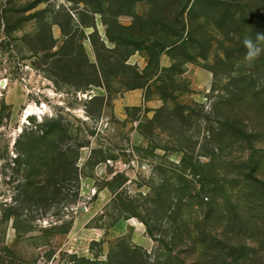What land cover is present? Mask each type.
<instances>
[{"label": "rangeland", "instance_id": "1", "mask_svg": "<svg viewBox=\"0 0 264 264\" xmlns=\"http://www.w3.org/2000/svg\"><path fill=\"white\" fill-rule=\"evenodd\" d=\"M258 32L264 0H0V264H133L144 253L150 264L214 263L232 171L264 156V53L249 65L243 45ZM190 67L210 74L207 90ZM142 86L162 106L120 118V99ZM54 120L67 136L34 151L72 146L78 170L48 178L39 157L28 181L17 157ZM36 182L60 192L43 199ZM157 193L170 195L166 210Z\"/></svg>", "mask_w": 264, "mask_h": 264}, {"label": "trees", "instance_id": "2", "mask_svg": "<svg viewBox=\"0 0 264 264\" xmlns=\"http://www.w3.org/2000/svg\"><path fill=\"white\" fill-rule=\"evenodd\" d=\"M107 38L112 41L111 35L109 32H107ZM141 38L144 39L145 36L141 35ZM103 45L105 46L104 41H101ZM95 53H97V49H95ZM83 53L84 50H83ZM67 56H63L61 54H57L54 56V59L56 60V63H62ZM84 62H86V66L89 68V70L94 74H99L100 72L96 69V67L93 64H90L88 62L86 53L83 54ZM75 60L81 61L78 58ZM79 65V64H77ZM79 75L82 77H89L91 75V72H82V69ZM78 71V72H79ZM95 83L93 81H89V85H94ZM137 88H144L137 87ZM136 89V88H135ZM93 98V97H92ZM150 97L146 96L145 99L148 100ZM1 104V103H0ZM1 107V106H0ZM185 110H190V108H186ZM163 109L159 111V113H162ZM228 123H232L230 125V129L235 130L236 132L240 133L242 136H244V131L242 129H238L237 123L239 121H233L231 122V119H228ZM54 125L52 127H49L48 130H41L38 138L34 139V136H28L30 138L26 139L31 143L27 146H22L21 152L19 153L17 159H20L22 164L24 165V168H26L28 172V178L29 181L30 177H36L39 175L34 174L33 170L36 169V166L39 165V162L43 161V159L39 160V157H45V162L41 166V168L45 167V173H43L48 178H53L57 174L65 173V171L68 170L69 166L71 165L72 168H75V171L78 170V162L80 159L79 151L80 150H74V147L72 146H64V147H55V150H53L50 153V157H48L49 150L45 152L42 148V150L34 151L37 144H40L41 146H45V143L48 142L51 139H55L57 141V138H62V136H67L68 130L64 128V126L58 122L57 120L53 121ZM1 124V123H0ZM29 130V129H28ZM34 135V131H31L30 133H27L25 131L22 135H20L19 139H17L16 145H21V139H25L24 135ZM244 138H246L244 136ZM48 140V141H47ZM248 140V139H245ZM50 143V142H49ZM76 147V146H75ZM78 147V146H77ZM82 146H79L81 148ZM73 156V160L70 162L69 157ZM183 161V159H182ZM245 161V160H244ZM91 163V160L88 161L87 164ZM69 165V166H68ZM245 165V166H244ZM244 167L240 166L235 168L232 173L234 176L232 177L235 182L230 185L228 189H232L228 191L226 189V205L229 208L228 209V215H227V221L226 226L227 231H224L223 235L220 237L216 236L215 239H221V241H216L213 238V241L210 243V247L216 246L214 243H221V245H224L222 249L219 247L216 249H212L210 251H214V263L210 264H224L225 260H227L226 264H264V156L257 158L256 155H250L246 162L244 163ZM194 166V165H192ZM191 166V167H192ZM197 167V166H196ZM39 172V170H38ZM30 176V177H29ZM50 182V181H49ZM237 183V184H236ZM49 184V183H48ZM32 185V183H31ZM212 189L210 190L211 193H215L217 191V184L211 183ZM226 188V185H224ZM60 184L55 183L53 185H49L48 187L45 185H42V183H35L34 189L35 193L40 195L43 199H49V197L52 196V194H57L60 192ZM238 188V190H237ZM113 192V190L111 189ZM163 194L157 193V197L153 198L151 195L149 198L152 200V203L154 205H157L159 203L160 208L164 207L163 210H166L168 208V202L170 201V195L166 196L165 198H161ZM183 198H180V201ZM212 207L213 208V200H211ZM211 205V204H210ZM169 211V210H167ZM221 210H217L219 212ZM215 211H212V215H216ZM148 231L151 234V228L148 225ZM256 233L258 235V238L256 239L255 235H252L249 237V239L255 240L256 244L254 243L253 247L249 246L247 244V233ZM211 236L214 237V235ZM199 237L202 239L204 238V235H199ZM248 239V240H249ZM176 241V239H174ZM192 241V239H190ZM202 243V240H200ZM212 244V245H211ZM220 246V245H218ZM204 248V247H203ZM205 252L208 254V249L204 248ZM209 251V252H210ZM2 258L0 257V261ZM223 259V260H222ZM151 257L148 253H144L141 260H137V262H134L133 264H150ZM229 261V262H228ZM76 264V263H75ZM82 264H112L110 262L106 263H100V262H94V261H85V263Z\"/></svg>", "mask_w": 264, "mask_h": 264}, {"label": "crops", "instance_id": "3", "mask_svg": "<svg viewBox=\"0 0 264 264\" xmlns=\"http://www.w3.org/2000/svg\"><path fill=\"white\" fill-rule=\"evenodd\" d=\"M188 75H192L194 79V85L198 90H207L210 87L211 78L210 74L202 70L193 69L190 67ZM146 88H136L126 94L120 99L122 102L117 107V112L120 118L125 119L126 111L125 108H141L144 107L149 111V113H154L157 109L162 106L160 100L145 99Z\"/></svg>", "mask_w": 264, "mask_h": 264}, {"label": "clouds", "instance_id": "4", "mask_svg": "<svg viewBox=\"0 0 264 264\" xmlns=\"http://www.w3.org/2000/svg\"><path fill=\"white\" fill-rule=\"evenodd\" d=\"M243 45L246 49L244 59L251 65L262 53H264V33H256L255 40L250 37H245Z\"/></svg>", "mask_w": 264, "mask_h": 264}, {"label": "bare ground", "instance_id": "5", "mask_svg": "<svg viewBox=\"0 0 264 264\" xmlns=\"http://www.w3.org/2000/svg\"><path fill=\"white\" fill-rule=\"evenodd\" d=\"M29 111H30V110H29ZM29 111H28V113H30Z\"/></svg>", "mask_w": 264, "mask_h": 264}]
</instances>
